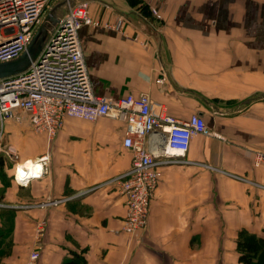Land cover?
Segmentation results:
<instances>
[{
	"label": "crops",
	"instance_id": "0c3cea01",
	"mask_svg": "<svg viewBox=\"0 0 264 264\" xmlns=\"http://www.w3.org/2000/svg\"><path fill=\"white\" fill-rule=\"evenodd\" d=\"M100 1L90 10L102 25L79 33L95 92H146L156 114L200 115L212 134L194 135L179 161L161 164L148 225L130 232L113 180L132 165L124 122L68 117L51 139L28 117L8 122L0 264H29L36 249V264H244L247 236L260 242L253 264H264V165L254 164L264 150V0ZM120 16L119 26L103 25ZM147 145L161 153L165 134L150 133ZM42 156L41 175L16 180L20 164Z\"/></svg>",
	"mask_w": 264,
	"mask_h": 264
},
{
	"label": "built area",
	"instance_id": "2783aa9c",
	"mask_svg": "<svg viewBox=\"0 0 264 264\" xmlns=\"http://www.w3.org/2000/svg\"><path fill=\"white\" fill-rule=\"evenodd\" d=\"M57 1L0 0V62L15 59L27 49ZM151 10L161 18L158 9L151 7ZM123 20L120 16L116 24L103 25L117 27ZM85 25L101 26L102 23L92 17L88 0H77L59 20L29 67L0 78V141L8 122H22L26 117L36 132L46 133L49 139L68 117L88 121L111 117L124 122L123 145L133 152L132 165L113 180L126 198L124 229L136 232L148 225L151 201L162 176L161 164L179 161L188 151L194 135L212 134V131L197 114L187 119L156 114L146 92L127 93L117 99L96 93L79 34ZM154 131H162L166 137V148L161 153L151 151L147 145V137ZM39 164L40 172L31 176L44 172L46 156H42ZM254 164L264 165V150L254 152ZM18 170L19 167L16 180L27 184L31 176L21 178ZM44 225V220L38 222L39 233ZM39 257V249L34 250L29 264H36Z\"/></svg>",
	"mask_w": 264,
	"mask_h": 264
},
{
	"label": "water",
	"instance_id": "95a60500",
	"mask_svg": "<svg viewBox=\"0 0 264 264\" xmlns=\"http://www.w3.org/2000/svg\"><path fill=\"white\" fill-rule=\"evenodd\" d=\"M77 0H59L46 14L43 22L36 30L27 49L17 58L0 62V78L11 76L26 70L32 59L41 50L49 34L54 30L59 20L63 17L70 6ZM246 100L245 102H247Z\"/></svg>",
	"mask_w": 264,
	"mask_h": 264
},
{
	"label": "trees",
	"instance_id": "16d2710c",
	"mask_svg": "<svg viewBox=\"0 0 264 264\" xmlns=\"http://www.w3.org/2000/svg\"><path fill=\"white\" fill-rule=\"evenodd\" d=\"M260 246V242H254L252 236L244 237L239 241V249L241 252L240 260L244 264H253V256Z\"/></svg>",
	"mask_w": 264,
	"mask_h": 264
},
{
	"label": "bare ground",
	"instance_id": "6f19581e",
	"mask_svg": "<svg viewBox=\"0 0 264 264\" xmlns=\"http://www.w3.org/2000/svg\"><path fill=\"white\" fill-rule=\"evenodd\" d=\"M36 160V159H35ZM41 165L36 161H28L19 165L18 175L21 178L30 177L32 174L40 172Z\"/></svg>",
	"mask_w": 264,
	"mask_h": 264
},
{
	"label": "rangeland",
	"instance_id": "374dc122",
	"mask_svg": "<svg viewBox=\"0 0 264 264\" xmlns=\"http://www.w3.org/2000/svg\"><path fill=\"white\" fill-rule=\"evenodd\" d=\"M89 2H90V6H97V5H99V6H101L100 5V3L99 2H101L100 0H88ZM99 1V2H98ZM104 1H109V2H114V1H116L117 2V0H104ZM121 1H124V2H128V3H130V5H132V6H135L136 4H139L140 2H142V1H138V0H121ZM56 3V2H55ZM54 3V4H55ZM143 3V2H142Z\"/></svg>",
	"mask_w": 264,
	"mask_h": 264
}]
</instances>
